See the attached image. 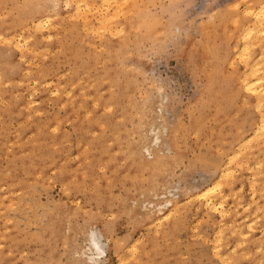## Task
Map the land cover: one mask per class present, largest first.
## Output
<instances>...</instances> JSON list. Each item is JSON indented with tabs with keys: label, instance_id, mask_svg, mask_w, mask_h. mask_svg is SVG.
<instances>
[{
	"label": "rangeland",
	"instance_id": "374dc122",
	"mask_svg": "<svg viewBox=\"0 0 264 264\" xmlns=\"http://www.w3.org/2000/svg\"><path fill=\"white\" fill-rule=\"evenodd\" d=\"M117 1L0 0V264H264V0Z\"/></svg>",
	"mask_w": 264,
	"mask_h": 264
},
{
	"label": "bare ground",
	"instance_id": "6f19581e",
	"mask_svg": "<svg viewBox=\"0 0 264 264\" xmlns=\"http://www.w3.org/2000/svg\"><path fill=\"white\" fill-rule=\"evenodd\" d=\"M79 2H80V0H79ZM83 2V1H82ZM107 2V0H105V2L104 3H106ZM119 2H121V0L119 1ZM118 1H117V4L119 3ZM264 2V1H263ZM76 3V5H77V2H75ZM108 3V2H107ZM88 4V3H87ZM108 5V4H107ZM88 6H90L91 7V5H88ZM87 6V7H88ZM77 7V6H76ZM116 7V6H115ZM250 8V7H249ZM90 9V8H89ZM115 9V8H114ZM118 9V8H117ZM251 10L249 9V11L248 12H250ZM255 11V12H254ZM253 11V15L255 16L254 18H255V21H254V26H251V27H254L253 29H257L256 30V33H257V31L259 32L260 30H261V27L264 25V7H263V5H260L259 6V8H258V12H256L257 11V9L256 10H254ZM104 19H106V18H104ZM40 23V22H39ZM39 27L41 26L42 27V24L40 23L39 25H38ZM38 27V28H39ZM41 29V28H40ZM262 29H264L263 27H262ZM246 31V30H245ZM261 31H263V30H261ZM264 32V31H263ZM246 33V32H245ZM262 33V32H261ZM257 35H259V34H257ZM253 36V35H252ZM250 37V36H249ZM256 37V36H255ZM254 37V38H255ZM263 37V36H262ZM251 38V37H250ZM246 39H247V37H246ZM251 39H253V38H251ZM251 39H250V41H251ZM258 39V38H257ZM247 41V40H246ZM19 42V41H18ZM21 45V44H20ZM252 46V45H251ZM246 47V46H245ZM243 48V47H242ZM250 49V48H249ZM246 50V49H245ZM245 50L243 51V52H240V53H242L241 55L243 56V57H245V55H246V53L247 52H245ZM240 51H242V50H240ZM248 51V50H247ZM249 53V52H248ZM240 56V55H239ZM241 56V57H242ZM249 57H250V55H248ZM248 57V58H249ZM243 60V59H242ZM247 60V59H246ZM256 61H254V63H255ZM245 63V62H244ZM250 64H252V63H250ZM246 65H248L249 66V64H246ZM257 65H258V63H257ZM257 65L256 66H254V65H252V66H249L250 67V72H251V77H247V75L249 74V72H248V74L247 75H244L245 77H244V79H243V86H244V89L246 90V91H248L249 93H252V94H254L258 99H259V102H261V96L263 95V91H264V86L260 83V82H262V77L260 76V74H258V72H260L261 70H262V68H260L259 66L257 67ZM260 65V64H259ZM261 70H260V69ZM248 71H249V69H248ZM247 73V72H246ZM264 73V72H263ZM242 80V79H241ZM261 80V81H260ZM256 100V99H255ZM259 105V104H258ZM257 105V106H258ZM261 106V105H260ZM259 106V107H260ZM258 128V127H257ZM264 129V114L262 115V123L259 125V128L258 129ZM260 129V130H261ZM260 134V133H259ZM142 144V143H141ZM147 147H149V146H147ZM234 155V154H233ZM232 155V156H233ZM160 158V157H159ZM157 159L156 161H153V162H140L139 161V164L140 165H142V166H144V167H148V168H151V169H153V170H156V169H158L159 168V166H160V164H161V160L160 159ZM143 160V159H142ZM229 168V167H228ZM146 169V168H145ZM230 169V168H229ZM228 170V169H227ZM217 185H219V184H217ZM218 187V186H217ZM216 190V189H215ZM209 201H210V199H209ZM211 208H212V210L214 209V211L216 210V211H219L220 212V214H221V216L223 215V210H222V207H221V205H218V204H213L212 206H211ZM227 212V211H226ZM169 213V212H168ZM170 215V214H169ZM158 220V219H157ZM85 238H86V236H85ZM107 240V239H106ZM106 240H105V235L102 233V231L101 230H90L89 231V233H88V248H89V250L88 251H90L91 253V255H92V257L94 256H96L97 257V259L99 258L100 259V257L102 258V254H104V253H106ZM87 246V245H86ZM87 248V249H88ZM86 254H88V253H86ZM89 255V254H88ZM105 255V254H104ZM91 257V256H90ZM106 257H107V255H106ZM96 262H98V260L96 261Z\"/></svg>",
	"mask_w": 264,
	"mask_h": 264
}]
</instances>
